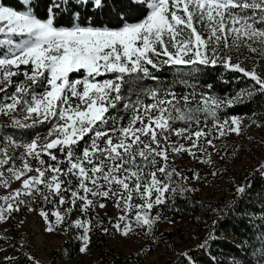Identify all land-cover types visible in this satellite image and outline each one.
Returning <instances> with one entry per match:
<instances>
[{
    "label": "snow or ice",
    "instance_id": "6c2138e0",
    "mask_svg": "<svg viewBox=\"0 0 264 264\" xmlns=\"http://www.w3.org/2000/svg\"><path fill=\"white\" fill-rule=\"evenodd\" d=\"M21 3L25 10L0 5V93L15 89L3 97L0 112L20 111L32 120L28 125L14 119L18 127H50L43 144L35 137L22 145L20 166L6 151L0 155V188L20 182L19 188L0 196V222L20 211L26 198L43 200L54 207V222L43 208L39 211L44 230L51 233L75 208L88 216L111 201L122 213L113 223L121 236L141 228L150 235L160 219L153 210L165 205L168 192L177 191L171 182L177 177L200 179L198 174L184 176L170 157L188 154L198 160L197 153L215 149L213 137L239 135L241 119H221L219 111L254 90L264 92V75L233 63L227 54L246 48L264 57V0H130L142 19L129 22L121 9L117 28L80 23L83 14L91 20V14L103 11L108 0H51L44 18L34 14L32 0ZM61 9L69 26L58 22ZM218 64L242 73L258 88L223 99L201 92L197 101L192 72L173 82L191 89L180 94L156 75L165 67ZM20 74L25 79L14 84L12 78ZM198 162L211 163V154ZM257 171L264 178V163ZM236 192L244 193L245 186L238 185ZM63 205L68 207L61 213ZM93 219L73 225L81 230L77 239L82 254L89 249ZM182 255L185 264H195L188 253ZM25 256L27 264H40L33 255ZM0 264L17 262L4 256Z\"/></svg>",
    "mask_w": 264,
    "mask_h": 264
},
{
    "label": "trees",
    "instance_id": "16d2710c",
    "mask_svg": "<svg viewBox=\"0 0 264 264\" xmlns=\"http://www.w3.org/2000/svg\"><path fill=\"white\" fill-rule=\"evenodd\" d=\"M51 0H32L33 12L39 18H44L47 15V8ZM0 5L12 7L15 10H25L26 5L21 3V0H0ZM135 5H130V0H108V6L103 11H97L91 14V20H86V15L81 16L80 23H89L94 26H108L117 28L121 25L119 12L123 9L129 22H136L142 19L140 11H134ZM59 23L61 26H69V16L63 9L58 13ZM21 73L24 66H20ZM193 73L194 80L190 83L195 85L196 99L199 100L200 93H210L213 97L230 98L235 97L238 93L248 92L251 89H257L249 78L243 76L238 71H231L218 64L215 67L200 66L193 69L191 66L180 67H165L162 72L156 73L161 77L162 81L172 83L175 91L186 93L191 89L187 86L173 83L178 81L180 74L188 78L187 74ZM25 78L22 74L12 78L13 83H19ZM103 79V77L99 78ZM151 85V81H147ZM211 85V88L208 87ZM14 87H10L7 93H0V103H3L5 95H11ZM193 107L196 106L194 101ZM218 115L223 119L226 116L249 119L255 116H264V92L252 91L250 96L242 97V102H237L232 107L222 108ZM211 121V117L207 118ZM201 121L204 123V118L201 116ZM183 126V125H178ZM208 128L212 127L208 123ZM50 124H36L29 127H18L16 125L0 124V145L8 141L16 145H23L30 142L35 137H42L49 130ZM87 140V137L85 138ZM82 142L80 148L84 147ZM60 156V153L56 151ZM62 158V157H61ZM47 161L48 157H44ZM36 166V161H31ZM49 163H54L48 161ZM20 166V165H18ZM258 169V168H257ZM253 170L248 174L244 183V193H237L236 189L231 190L227 197H223L215 202L201 201L186 186L182 187L181 180L177 177L172 183L173 187L177 188L176 192H168L169 199L165 205L158 206L153 210V215L159 213L160 219L154 225L151 235H155L158 223H178L182 221H196L202 223L206 227V236L192 248H189L184 253H188L195 264H264V178L262 174ZM35 206L41 210L43 208L51 215L54 207L51 203H45L43 200L35 202ZM106 203H111L106 201ZM65 208L68 205H64ZM92 220V230L90 232V244L93 246H105L106 236L108 233L100 230L102 225L94 212L90 211L88 216H83L79 208H75L68 216L63 226L72 224L78 219ZM12 218L19 222L24 218L23 214L13 213ZM216 222L215 224L213 222ZM0 261L4 256L13 258L17 264H27L25 253L33 255L40 261L38 253L30 245L28 240H22L19 236L0 234ZM208 241L203 248L202 243ZM23 246V247H22ZM80 244L78 242H65L58 250L57 257H72L79 252ZM105 252L109 253L106 248ZM104 264H118L116 257L106 255L103 257ZM186 257L182 254L178 255L167 264H185ZM57 261V260H56Z\"/></svg>",
    "mask_w": 264,
    "mask_h": 264
},
{
    "label": "rangeland",
    "instance_id": "374dc122",
    "mask_svg": "<svg viewBox=\"0 0 264 264\" xmlns=\"http://www.w3.org/2000/svg\"><path fill=\"white\" fill-rule=\"evenodd\" d=\"M197 27L199 29V25ZM227 54L231 55L233 63L239 62L245 69H256L259 74L264 75V57L259 53L252 54L246 48L240 50L233 48ZM14 119L19 120L21 124L32 125V120H25L24 114L20 111L8 115L0 112V124L16 125L13 123ZM240 119L242 124L239 135L230 133L219 138L213 137L215 149L197 153L198 160L208 159L211 154V163H200L188 154L170 157L172 166L184 176L199 175V181L178 178L182 182L181 186L194 189L191 192L201 201L215 202L227 197L231 190L244 183L249 173L264 163V116ZM47 136L48 131L40 137L39 143L43 144ZM183 143L186 147L189 146L187 141ZM5 151L13 158L16 166L21 165L19 157L24 152L22 145L17 147L16 144L6 141L0 145V155ZM29 174L35 175L34 172ZM19 187L20 182L12 181L9 188H0V196H5ZM26 199L27 203L21 205L20 211L15 212L23 214L24 218L19 222H15L16 219L12 217L7 222H0V234L15 235L22 240H28L38 253L40 264H104L103 257L107 254L116 257L118 264H167L189 248L196 246L207 232L205 225L190 220L173 224L158 223L156 233L152 236L146 229L141 228L124 237L113 227L116 217L122 213L110 201L111 203L105 202V209L96 208L92 211L100 220H104L100 230L102 232L104 228L109 230L105 246L97 247L89 244L87 253L78 252L72 257L61 255L56 259V252L65 242L80 244L77 236L81 230L75 228L73 222L67 226L61 225L51 233L46 232L45 223L39 215L40 210L32 199ZM32 208L35 211H29ZM58 210L63 213L65 206H60ZM50 218L55 221L51 215ZM106 248L109 253L105 252Z\"/></svg>",
    "mask_w": 264,
    "mask_h": 264
}]
</instances>
